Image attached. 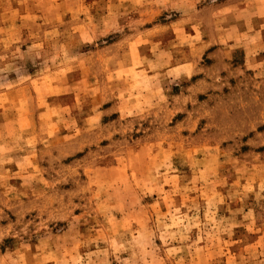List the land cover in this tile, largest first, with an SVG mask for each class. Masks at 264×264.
<instances>
[{
  "label": "clouds",
  "instance_id": "clouds-1",
  "mask_svg": "<svg viewBox=\"0 0 264 264\" xmlns=\"http://www.w3.org/2000/svg\"><path fill=\"white\" fill-rule=\"evenodd\" d=\"M0 264H264V0H0Z\"/></svg>",
  "mask_w": 264,
  "mask_h": 264
}]
</instances>
